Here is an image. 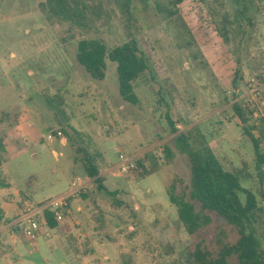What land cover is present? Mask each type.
I'll return each instance as SVG.
<instances>
[{
	"label": "rangeland",
	"instance_id": "1",
	"mask_svg": "<svg viewBox=\"0 0 264 264\" xmlns=\"http://www.w3.org/2000/svg\"><path fill=\"white\" fill-rule=\"evenodd\" d=\"M77 1L86 9L80 25L45 11L46 0H0V210L68 193L86 179L84 158L117 195L89 182L76 199L82 210L72 213L71 203L69 226L37 240L11 226L0 236V264H190L188 253L202 239L214 243L215 231L190 235L170 202L167 184L189 183L171 127L193 131L197 147L205 138L263 206L264 164L249 133L264 155V96L251 107L245 95L249 78L264 84V0H184L176 15L171 0H133L129 14L127 0ZM82 39L109 50L132 39L151 45L162 66L150 63L134 82L137 105L122 100L108 54L104 80L77 62ZM119 153L156 171L124 176ZM256 228L264 247V215Z\"/></svg>",
	"mask_w": 264,
	"mask_h": 264
},
{
	"label": "trees",
	"instance_id": "2",
	"mask_svg": "<svg viewBox=\"0 0 264 264\" xmlns=\"http://www.w3.org/2000/svg\"><path fill=\"white\" fill-rule=\"evenodd\" d=\"M132 1L127 0V14L130 13L129 4ZM183 1L171 0L170 4L175 11H168V14L176 15L177 8ZM48 9L53 15L60 16L65 21L75 20L79 25L86 16L84 5L80 7L77 0H46L44 10ZM212 21L214 31L218 33L219 29L213 19ZM220 37L226 36L224 34ZM107 54L111 61L117 63L119 94L122 100L137 105L134 82L149 71L150 63L161 68L162 63L157 54L151 45L144 50L133 39L110 50L97 39H82L77 44V62L95 80H104L106 76ZM166 87L172 95L173 85L170 81L166 80ZM233 110L242 123L246 124L248 119L242 113L238 102L233 104ZM171 130L175 134V145L187 156L189 183L177 187L173 179L167 184L170 202L176 207L178 218L190 235L210 227L215 231L214 243L202 239L188 253L190 264H264V247L256 228L264 215V204L261 206L257 195L244 188L239 177L223 166L205 138L199 140L197 147L192 142L193 131L180 132L175 129L174 124ZM249 136L258 157L257 165L264 164L259 141L251 133ZM3 146L0 139V149ZM169 152L167 149L166 153ZM82 167L86 177L96 183L99 191L109 196L117 195V191H110L104 185L105 180L93 159L84 158ZM151 170L149 173L145 170L144 173L150 174L156 171V167L153 166ZM45 215L49 228H55L56 221L52 214L46 212Z\"/></svg>",
	"mask_w": 264,
	"mask_h": 264
},
{
	"label": "built area",
	"instance_id": "3",
	"mask_svg": "<svg viewBox=\"0 0 264 264\" xmlns=\"http://www.w3.org/2000/svg\"><path fill=\"white\" fill-rule=\"evenodd\" d=\"M247 89L248 91L245 97H247L249 106L254 107L256 101L262 99L264 96V84L261 85L256 77H251L248 80ZM239 91V89L234 88L233 92L239 93ZM62 135L61 131L56 133V136L59 138ZM49 137L52 138V135ZM119 161L118 170L122 175L127 177L133 174H142L147 170L142 160L126 157L122 153H119ZM77 180L81 182V178L78 177ZM80 193L81 188L75 186L68 193L44 202L34 203L28 200L23 201L18 220L12 225L14 232H19L27 239L37 240L42 228L47 226L45 213H51L57 223H63L71 215V203L77 199ZM18 222H22L24 227H21Z\"/></svg>",
	"mask_w": 264,
	"mask_h": 264
},
{
	"label": "crops",
	"instance_id": "4",
	"mask_svg": "<svg viewBox=\"0 0 264 264\" xmlns=\"http://www.w3.org/2000/svg\"><path fill=\"white\" fill-rule=\"evenodd\" d=\"M63 141H66V139H62L61 140V142L63 143ZM64 144V143H63ZM145 164V167H148L149 165H151V161L149 160L148 161V163H144ZM104 178V177H103ZM104 180H105V178H104ZM89 182H93L91 179H89L88 180V178L86 177V179L85 180H83L82 181V179H81V182H80V184H79V188H81V193H86L87 192V187H88V184H89ZM21 192L19 191V192H15V194H20ZM28 200V199H27ZM23 201H25V200H23ZM29 201V200H28ZM40 202H44V201H39V202H34V203H40ZM76 202H77V200H74L73 201V203H72V213H74L75 214V211L76 212H80L81 210H82V208H81V206H77L76 205ZM21 204H22V202H21ZM21 204L19 205V208L17 209H14V206L13 205H11V207H5V208H3L2 210H0V236H3L4 234H6V233H9V234H11L12 233V231L14 232V230H12L11 231V233H10V227L13 225V224H15L16 222H17V220H18V214L20 215V207H21ZM73 208H75L74 210H73ZM11 211H13L14 212V214L16 213H18L17 215H15L14 216V218L13 219H11V216H10V214H8V213H11ZM71 217H72V214L69 216V217H67L66 218V220H68L69 218L71 219ZM69 219V220H70ZM64 221L63 223H57L56 222V227L55 228H53V229H55L56 231H55V234L57 233V231H59V230H63L65 227H67V226H69V223H67L68 221ZM48 227V228H47ZM12 228V227H11ZM42 230L44 231V230H51V228H49V226L47 225V226H44L43 228H42ZM41 230V231H42ZM14 234H15V232H14ZM12 235V234H11ZM69 236L71 235V233L69 232V234H68ZM57 235H55V237H56ZM56 240H57V237H56ZM55 241V240H54Z\"/></svg>",
	"mask_w": 264,
	"mask_h": 264
}]
</instances>
